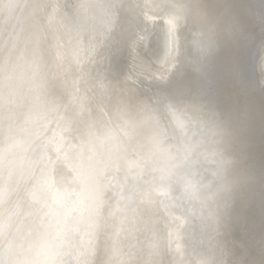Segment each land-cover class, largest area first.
<instances>
[{
  "label": "clouds",
  "instance_id": "clouds-1",
  "mask_svg": "<svg viewBox=\"0 0 264 264\" xmlns=\"http://www.w3.org/2000/svg\"><path fill=\"white\" fill-rule=\"evenodd\" d=\"M0 264H264V0H0Z\"/></svg>",
  "mask_w": 264,
  "mask_h": 264
}]
</instances>
